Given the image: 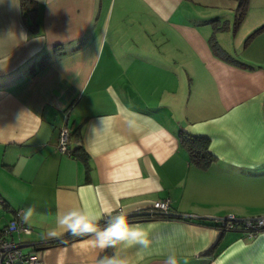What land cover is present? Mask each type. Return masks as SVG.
I'll return each instance as SVG.
<instances>
[{
	"label": "crops",
	"instance_id": "0c3cea01",
	"mask_svg": "<svg viewBox=\"0 0 264 264\" xmlns=\"http://www.w3.org/2000/svg\"><path fill=\"white\" fill-rule=\"evenodd\" d=\"M33 1L35 29L20 0H0V228L21 209L31 233L14 238L42 264H264V230L215 226L264 216V32L243 45L264 0L229 36L244 29L241 44L216 32L232 60L184 0ZM62 126L86 159L56 149ZM180 130L208 137L214 162H190ZM162 199L187 218L129 221L135 239L52 243L73 212L96 223Z\"/></svg>",
	"mask_w": 264,
	"mask_h": 264
},
{
	"label": "trees",
	"instance_id": "16d2710c",
	"mask_svg": "<svg viewBox=\"0 0 264 264\" xmlns=\"http://www.w3.org/2000/svg\"><path fill=\"white\" fill-rule=\"evenodd\" d=\"M234 1L236 2V8H235L236 14H235V21H234L232 27H230L229 23H227V22H223V24L221 26H218V27L213 25L214 30H213V33L211 34L210 38H209V43H210V47H211L212 51L216 55L222 57L224 60H232V57L229 56L225 52V50L217 43L215 34L218 30L223 31V30H228L229 28H232V30L235 32L238 29V27L240 26L241 22L243 21L245 15H246L250 0H234ZM20 5L22 7V10L24 11V14L26 15V13H28V15L32 21V28L35 29L36 28V21H35L36 20V16H35L36 2L33 0H20ZM261 32H264V24H262L261 26L256 28L254 31H252L244 40L243 45L244 46L247 45L255 36H257ZM50 59H51V55L45 54L42 57V60H40V62L38 63L37 67L33 68V71L35 72L39 68H42L43 66L48 64ZM178 137H179L180 144L183 147H185L186 150L188 151L190 162H192L193 164H195L196 166H199L201 168H206L214 162L215 156L209 151V142L210 141H209L208 137L192 135V134H189V133L182 131V130H180ZM70 155L71 156L72 155L81 156L84 159H86L84 153H80L78 155V153L76 151H73V152L70 151ZM119 216H122V215L104 217L102 220H100L96 223H93V226L96 229L102 228L106 224L115 223V220ZM124 217L126 218L127 222L133 221V220H141V219L142 220L143 219H146V220H148V219H166V220H169V219L187 218V216H185V214H176V213H171L170 211H169V213H159V212L158 213H149L148 211H145V212L141 211V212L134 213L132 215H127ZM215 225H216V223H215ZM90 234L91 233H83V232H78L76 234H73L71 231H68L65 234H63L61 237H59L58 239L53 241L52 243L67 244V243H70L74 240L84 238ZM107 254L109 257L113 254V242L109 245Z\"/></svg>",
	"mask_w": 264,
	"mask_h": 264
},
{
	"label": "built area",
	"instance_id": "2783aa9c",
	"mask_svg": "<svg viewBox=\"0 0 264 264\" xmlns=\"http://www.w3.org/2000/svg\"><path fill=\"white\" fill-rule=\"evenodd\" d=\"M69 129L62 126L58 132L56 149L63 154L70 155L68 148ZM169 199L153 202L149 213H169ZM188 216V215H185ZM216 227L220 230H240L247 237H253L264 230V216L241 218L233 214L216 219ZM31 229L22 218V210L15 211L14 216L0 228V264H42L38 251H23L25 241L15 239V235L29 234Z\"/></svg>",
	"mask_w": 264,
	"mask_h": 264
},
{
	"label": "rangeland",
	"instance_id": "374dc122",
	"mask_svg": "<svg viewBox=\"0 0 264 264\" xmlns=\"http://www.w3.org/2000/svg\"><path fill=\"white\" fill-rule=\"evenodd\" d=\"M235 8L236 2L234 0H184L181 11L185 12V14L190 15L191 20L194 21V23H196L201 29L205 26L212 27L213 33V25L218 27L221 26L223 22H227L229 23L230 27H232L235 21ZM224 31L225 30H223L222 32ZM231 31L229 32L230 34H223L227 36L229 44H241L240 41L242 40V38L240 39V37L244 33V29L239 32V35L234 41H232L234 39V36H231V39L229 38V36L233 35L234 32L232 28ZM217 32H219V30ZM216 41L221 46H228V43H226L222 39H216Z\"/></svg>",
	"mask_w": 264,
	"mask_h": 264
},
{
	"label": "clouds",
	"instance_id": "9594fccd",
	"mask_svg": "<svg viewBox=\"0 0 264 264\" xmlns=\"http://www.w3.org/2000/svg\"><path fill=\"white\" fill-rule=\"evenodd\" d=\"M61 223L66 224L68 229L76 234L78 232L83 233H98L100 238L103 237H114L119 239H135L138 233L135 231V226H131V230L127 224L126 218L124 216H119L115 223H111L103 231L97 232V229L93 226L91 220L85 216L80 215L76 212L71 213L69 216L65 217ZM106 246L101 244V247ZM108 264H113L111 260L108 261Z\"/></svg>",
	"mask_w": 264,
	"mask_h": 264
}]
</instances>
